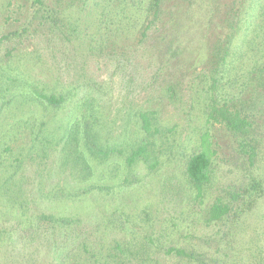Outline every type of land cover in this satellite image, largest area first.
Instances as JSON below:
<instances>
[{
  "label": "trees",
  "instance_id": "1",
  "mask_svg": "<svg viewBox=\"0 0 264 264\" xmlns=\"http://www.w3.org/2000/svg\"><path fill=\"white\" fill-rule=\"evenodd\" d=\"M143 4L135 29L140 43L160 18L163 0H144ZM100 7V0H30L22 26L0 36V247L16 242L19 236L34 239L49 225L61 230L72 225L39 207L41 201L51 203L56 197L71 195L65 178H60L65 168H82L91 176L98 175L99 168H116L119 191L114 198L121 204L116 208L129 219L133 216L128 204L134 194L130 190L141 183L137 177L142 172L141 178L158 174L162 189L158 206L173 204L175 213L183 217L192 211L205 213L208 223H235L239 255L230 262L229 255L213 257L209 264H264V215L255 211L252 220L247 218L254 207H264V182L257 174L259 158L264 156V114L256 110L258 94L264 91V49L261 62L248 67L241 80L232 71L245 57V40L236 38L244 29L260 34L264 27V0L230 3L226 35L213 47L205 71L189 81L192 94L185 108V126L166 121L162 109L153 108L149 101L127 102L126 97L118 138L102 136L99 119L106 104L93 85L85 90L86 84L79 81L87 73L90 57L116 47L110 48L107 40H98L95 34L85 38L87 20L97 22L103 17ZM69 10L95 17L74 18ZM35 20L48 31L46 38L30 41L27 37ZM99 33L104 35L97 26ZM137 40L136 46L140 44ZM174 47V43L169 46L178 49ZM172 62L183 66L180 56ZM164 83L167 91L174 92L181 82ZM197 108L203 116L198 120L194 119ZM216 125L235 139L242 161L237 168L243 169L232 180L220 160ZM247 166L254 168L250 185L244 182ZM55 176L59 178L56 182ZM105 188L101 184L83 192L95 194ZM142 202L141 213L151 215L150 200ZM161 229H168L165 222ZM190 244H172L166 252L175 260L206 264L204 252ZM78 247L98 248L99 242L87 236ZM111 250L131 260L127 245L118 243ZM95 256L101 264L97 251Z\"/></svg>",
  "mask_w": 264,
  "mask_h": 264
},
{
  "label": "rangeland",
  "instance_id": "2",
  "mask_svg": "<svg viewBox=\"0 0 264 264\" xmlns=\"http://www.w3.org/2000/svg\"><path fill=\"white\" fill-rule=\"evenodd\" d=\"M143 1L136 0L133 4L132 0H100V11L104 13L97 22L87 20L95 17L88 12L69 10L73 11L71 15L74 18L85 16V24L88 25H83L87 33L85 38L95 34L98 40H107L110 48L116 46L112 52L90 57L87 73L79 79L86 84L83 86L85 90L88 85H93V90L106 104L104 114L99 119L104 138H118L121 135L125 118L120 114L125 112L124 104L130 100L149 101L153 108L162 109L166 121L179 123L181 128L185 126V108H189L192 94L188 87L189 81L205 71L213 47L221 35H226L227 13L232 0H163L160 18L148 31L145 42L140 43L135 38V29L136 24H139L136 20L139 16L138 8L144 6ZM53 2L54 0H50V3ZM29 3L30 0H0V36L22 26L28 16ZM97 26L99 32L104 33L103 36L100 33L96 35ZM261 27L260 34L258 30L257 33H250L244 29L236 38L245 40V57L242 58V63L235 64L237 69L232 70L241 76L240 80L246 76L248 67L261 62L264 49V27ZM47 31L48 27L41 28L38 20H35L27 38L30 41L46 38L44 33ZM136 40L140 43L138 46ZM173 43L174 48H178L177 51L169 48ZM179 56L183 68L173 65L172 61ZM241 66L244 67L240 69ZM179 80L181 83L175 87L174 92L166 90L164 82ZM161 85H164L163 88ZM182 104L184 107L180 106ZM200 110H195L194 119L203 117ZM256 110L259 115L264 114V91L258 94ZM214 132L225 174L230 180L235 179L236 172L243 169L237 168L241 167L242 161H239L236 154L235 139L220 125H216ZM261 144L264 147V128ZM258 166L260 168H257V174L264 182L262 154ZM247 167L244 168L247 174L244 182L250 185L254 168ZM65 170L66 173L61 174L60 178H65V186L72 192L71 195L56 197L51 203L41 201L39 207L41 211L54 214L56 218L70 220L72 225L64 230L57 229L58 225L56 229L49 225L34 239L19 236L16 242L5 243L0 247V264H100L95 256L96 251L101 264H190L175 260L166 252L172 244L190 247V241L197 251L204 252L206 264L213 257L227 258L229 255L227 260L230 262L235 254L239 255L236 248L238 235L235 234L233 221L208 223L205 213L192 211L183 217L178 212L175 213L173 204L158 206L156 203L162 191L158 174L141 178L145 174L142 172L137 177L141 183L130 190L134 194L128 204L133 216L129 219L124 215L126 213L122 214L116 208L121 205L114 198L119 191L116 168H99L98 175L92 176L88 172L84 174L86 172L82 168ZM57 180L59 178L55 176L54 182ZM101 184L106 187L102 192H83L84 188ZM149 200L148 208L153 213L148 211L151 215L142 214V201ZM197 205L201 206L198 202ZM202 207L207 208V203ZM194 210H197L196 206ZM255 211L260 216L264 215V207H254L247 218L252 220ZM164 222L168 226L166 231L161 229ZM87 236L99 242V247H78L79 242ZM118 243L128 246L127 253L132 261L111 250Z\"/></svg>",
  "mask_w": 264,
  "mask_h": 264
}]
</instances>
